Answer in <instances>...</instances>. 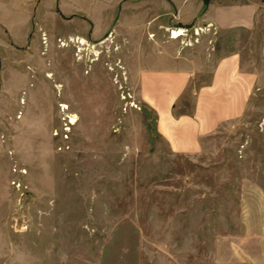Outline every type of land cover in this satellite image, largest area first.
Segmentation results:
<instances>
[{
    "label": "rangeland",
    "instance_id": "obj_1",
    "mask_svg": "<svg viewBox=\"0 0 264 264\" xmlns=\"http://www.w3.org/2000/svg\"><path fill=\"white\" fill-rule=\"evenodd\" d=\"M120 99L41 102L50 134L0 122V264H264V86L193 156Z\"/></svg>",
    "mask_w": 264,
    "mask_h": 264
},
{
    "label": "crops",
    "instance_id": "obj_2",
    "mask_svg": "<svg viewBox=\"0 0 264 264\" xmlns=\"http://www.w3.org/2000/svg\"><path fill=\"white\" fill-rule=\"evenodd\" d=\"M118 85L172 152L207 154L264 86V0H0V122L50 134L38 104H104Z\"/></svg>",
    "mask_w": 264,
    "mask_h": 264
},
{
    "label": "built area",
    "instance_id": "obj_3",
    "mask_svg": "<svg viewBox=\"0 0 264 264\" xmlns=\"http://www.w3.org/2000/svg\"><path fill=\"white\" fill-rule=\"evenodd\" d=\"M180 34H182V36H180ZM195 34L198 35L199 32L196 29H191V28H176L172 31H170V36L173 39H180V38H186V41H184V43L186 45H193L190 38L191 35ZM198 39L196 38L194 40V42H197ZM116 83L119 84V81L116 79ZM119 88L121 90V100L124 104V110H130V109H137L139 110L140 107L138 106V104L135 102L134 97L132 96V94L129 91H126L124 88V86L119 85ZM62 112L64 114L63 117V122H62V130L60 131V133L58 131H56V136H61L64 139H68L69 138V132L71 131V127L73 125H75L76 121L73 122L75 119L73 118L74 115H71L68 113V107L66 105H62Z\"/></svg>",
    "mask_w": 264,
    "mask_h": 264
},
{
    "label": "bare ground",
    "instance_id": "obj_4",
    "mask_svg": "<svg viewBox=\"0 0 264 264\" xmlns=\"http://www.w3.org/2000/svg\"><path fill=\"white\" fill-rule=\"evenodd\" d=\"M180 36H182V34H180Z\"/></svg>",
    "mask_w": 264,
    "mask_h": 264
},
{
    "label": "trees",
    "instance_id": "obj_5",
    "mask_svg": "<svg viewBox=\"0 0 264 264\" xmlns=\"http://www.w3.org/2000/svg\"><path fill=\"white\" fill-rule=\"evenodd\" d=\"M206 2H208V0H206Z\"/></svg>",
    "mask_w": 264,
    "mask_h": 264
}]
</instances>
